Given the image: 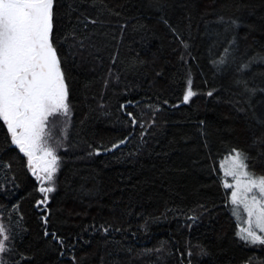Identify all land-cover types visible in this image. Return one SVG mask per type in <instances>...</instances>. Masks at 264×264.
Segmentation results:
<instances>
[{"label": "trees", "instance_id": "1", "mask_svg": "<svg viewBox=\"0 0 264 264\" xmlns=\"http://www.w3.org/2000/svg\"><path fill=\"white\" fill-rule=\"evenodd\" d=\"M50 39L59 166L47 200L0 119L3 264H264L220 169L264 176V0H54Z\"/></svg>", "mask_w": 264, "mask_h": 264}, {"label": "snow or ice", "instance_id": "2", "mask_svg": "<svg viewBox=\"0 0 264 264\" xmlns=\"http://www.w3.org/2000/svg\"><path fill=\"white\" fill-rule=\"evenodd\" d=\"M53 6L54 0H0V119L6 124L13 142L30 159L37 151L51 158L44 169L48 180L56 170L57 157L51 149L41 146V138L49 116L60 112L67 114L69 107L60 61L50 39ZM193 94L189 90L185 101ZM245 160L246 157L239 152L230 157L225 175L234 178L242 175L246 178L245 192L256 188L264 198V177L250 174ZM240 183L237 179V192L232 193L233 203L238 201ZM39 190L52 192L53 188ZM257 203L256 196H253L252 206L244 205L249 217L253 216ZM256 228L264 232V207L256 215ZM3 231L0 225V233ZM242 233V239L264 244V237L257 235L251 227L243 229ZM4 250L0 242V252Z\"/></svg>", "mask_w": 264, "mask_h": 264}, {"label": "rangeland", "instance_id": "3", "mask_svg": "<svg viewBox=\"0 0 264 264\" xmlns=\"http://www.w3.org/2000/svg\"><path fill=\"white\" fill-rule=\"evenodd\" d=\"M66 103L68 104L67 100H66ZM65 121L66 120L62 119V121L57 124L56 130H55V134L54 133L53 134L47 133L46 128H45L44 135L41 138V146L43 148L51 149L53 154L56 157H57V154H56V144H55V142L59 141L60 129L64 130V128L66 126ZM237 152L242 153L245 156V154L242 151L236 150L235 152L225 156L224 158H222L220 160V169L222 171V182H223L224 187L227 188L228 190H230L229 205H230L231 213L234 216V218H235V220L237 221V224H238V237L245 244L247 243L248 245H251V246L261 247L264 244H261L259 242L253 243L251 240L242 239V235H243L242 230L251 227L252 230L257 235H259L261 237H264V232H261L258 228H256V215L258 214L259 209L261 207H264V198H261V196H260V194H259V192H258V190L256 188H253V190L251 192H245L246 178L243 177L242 175L238 176L236 178H234L233 176H226L225 175V169L230 166V157L235 156ZM35 156L37 157V159L35 161H30L28 156H27L32 171H34L35 174L38 175V179L41 181L40 184H41L42 188H48V187L52 188V186L54 184L53 182H54L55 174H56L57 168L59 166L58 157H57L56 170H55V172L52 175V179L48 180L46 178L47 177V173L44 170L48 166V161L44 162L38 168V164H39V161H40L38 159V157H40L41 159H45V160L46 159L50 160L51 158L44 156L42 151H37L35 153ZM245 163L247 164V171L250 174H252L254 177H264V176H259V175H255L254 173H252L251 170L248 167L247 160H245ZM38 170L40 172V175L38 174ZM237 179H239L241 181V183L239 185L238 201H237V203H233L232 193L233 192H237ZM226 185H231V187H226ZM47 194H48V197H49V192H46V195ZM253 196H256L258 203L255 206L253 216L249 217L248 211L245 209L244 205L248 204L249 206H252V197ZM249 220H251V224H249ZM0 225H2L1 221H0ZM3 228H4L3 233H0V242L3 243L5 250L3 252H0V264L4 263L3 262V260H4L3 254L6 252V249L8 248V244H9L8 239H6V240L4 239L5 236H7L9 238V235L7 233L6 228L4 226H3Z\"/></svg>", "mask_w": 264, "mask_h": 264}, {"label": "water", "instance_id": "4", "mask_svg": "<svg viewBox=\"0 0 264 264\" xmlns=\"http://www.w3.org/2000/svg\"><path fill=\"white\" fill-rule=\"evenodd\" d=\"M15 145H17V144H15ZM18 146V145H17ZM23 154H25L24 152H22ZM26 155V154H25ZM29 158V157H28ZM37 159V157L35 156L33 159H30L29 158V160L30 161H35ZM38 159L40 160L39 161V164H38V168L44 163V162H47V161H49L48 159H41L40 157H38ZM38 174L40 175V172H39V170H38ZM47 200H48V194H47Z\"/></svg>", "mask_w": 264, "mask_h": 264}, {"label": "flooded vegetation", "instance_id": "5", "mask_svg": "<svg viewBox=\"0 0 264 264\" xmlns=\"http://www.w3.org/2000/svg\"><path fill=\"white\" fill-rule=\"evenodd\" d=\"M61 71V70H60ZM12 137V136H11Z\"/></svg>", "mask_w": 264, "mask_h": 264}]
</instances>
